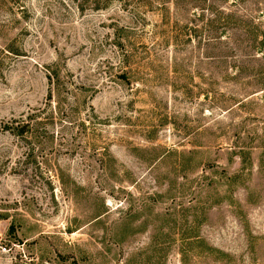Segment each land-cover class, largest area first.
<instances>
[{
    "label": "rangeland",
    "instance_id": "374dc122",
    "mask_svg": "<svg viewBox=\"0 0 264 264\" xmlns=\"http://www.w3.org/2000/svg\"><path fill=\"white\" fill-rule=\"evenodd\" d=\"M248 30L264 0H0V264H264Z\"/></svg>",
    "mask_w": 264,
    "mask_h": 264
},
{
    "label": "trees",
    "instance_id": "16d2710c",
    "mask_svg": "<svg viewBox=\"0 0 264 264\" xmlns=\"http://www.w3.org/2000/svg\"><path fill=\"white\" fill-rule=\"evenodd\" d=\"M252 25H253V23L250 22L248 29H250V27ZM248 31L252 35V41L256 44V49L257 50L259 49L260 52H263V49H264V33L263 32L253 33V31L255 32V30H248Z\"/></svg>",
    "mask_w": 264,
    "mask_h": 264
}]
</instances>
